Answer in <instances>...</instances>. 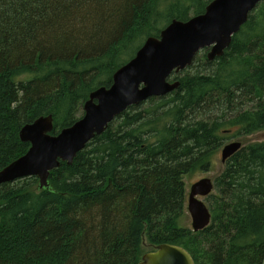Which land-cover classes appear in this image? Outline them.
<instances>
[{
    "label": "trees",
    "instance_id": "obj_1",
    "mask_svg": "<svg viewBox=\"0 0 264 264\" xmlns=\"http://www.w3.org/2000/svg\"><path fill=\"white\" fill-rule=\"evenodd\" d=\"M212 0H0V171L29 149L19 130L52 118V134L83 115L89 94L147 37ZM200 51L179 87L126 109L71 165L0 185V264H137L159 245L194 264H261L264 141L225 161L206 199L211 221L180 224L184 177L205 173L232 138L264 132V2L224 54Z\"/></svg>",
    "mask_w": 264,
    "mask_h": 264
},
{
    "label": "water",
    "instance_id": "obj_2",
    "mask_svg": "<svg viewBox=\"0 0 264 264\" xmlns=\"http://www.w3.org/2000/svg\"><path fill=\"white\" fill-rule=\"evenodd\" d=\"M264 0H212L203 13L187 21L172 20L157 38L147 37L134 56L112 76L109 88L101 87L89 94L83 115L73 125L53 135L52 118L40 117L19 130V139L29 144L28 151L0 171V185L34 177L39 189L48 187L49 173L60 162L71 165L76 154L102 134L116 117L132 106L154 97H164L179 87L172 80L192 64L194 57L207 49L212 61L229 48L232 37L247 22L249 14ZM241 142L226 144L221 163L242 148ZM213 192V181L204 178L190 187L187 211L191 230L197 233L209 226L211 214L198 198ZM137 264H194L180 246L159 245L145 253ZM264 264V257L261 261Z\"/></svg>",
    "mask_w": 264,
    "mask_h": 264
},
{
    "label": "rangeland",
    "instance_id": "obj_3",
    "mask_svg": "<svg viewBox=\"0 0 264 264\" xmlns=\"http://www.w3.org/2000/svg\"><path fill=\"white\" fill-rule=\"evenodd\" d=\"M206 52H207V50H206ZM262 141H264V132L257 133V134H254V135H251V136H248V137H245V138H232L229 141H227L224 145L229 144L231 142H241L242 145H244V144L262 142ZM220 152H221V148L218 151V153L215 155V157L213 158L212 167H211V169L208 172H205V173L196 172V173H192L190 175H186L184 177L183 182H184V185H185V190H186L187 196L189 194L190 187L194 183H196L197 181H199L201 179H204V178H210L213 181V179L222 171L223 164L221 163V160H220V158H221L220 157ZM187 196H186V207H185L186 209H185V213L183 215V218H182L180 224H182L183 227L191 230V219H190L189 213L187 211ZM206 198H198V199H200L207 206V203L205 201Z\"/></svg>",
    "mask_w": 264,
    "mask_h": 264
},
{
    "label": "bare ground",
    "instance_id": "obj_4",
    "mask_svg": "<svg viewBox=\"0 0 264 264\" xmlns=\"http://www.w3.org/2000/svg\"><path fill=\"white\" fill-rule=\"evenodd\" d=\"M224 146H225V145H224ZM224 146H222V148H223ZM222 148H221V150H222ZM81 151H82V150H81ZM77 154H78V153H77ZM77 154H76V155H77ZM220 157H221V152H220ZM8 183H11V182H8ZM5 184H6V183H5Z\"/></svg>",
    "mask_w": 264,
    "mask_h": 264
}]
</instances>
